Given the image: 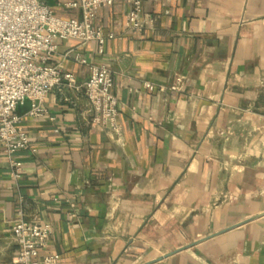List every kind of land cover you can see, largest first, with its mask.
I'll return each instance as SVG.
<instances>
[{
	"label": "crops",
	"instance_id": "1",
	"mask_svg": "<svg viewBox=\"0 0 264 264\" xmlns=\"http://www.w3.org/2000/svg\"><path fill=\"white\" fill-rule=\"evenodd\" d=\"M129 7L97 11L113 34L101 55L58 39L49 59L77 85L88 68L65 53L106 64L118 128L93 125L83 90L64 82L47 116L16 106L35 151L16 153V181L0 151V264H15L19 207L50 224L57 264H264V0H141L139 31Z\"/></svg>",
	"mask_w": 264,
	"mask_h": 264
},
{
	"label": "built area",
	"instance_id": "2",
	"mask_svg": "<svg viewBox=\"0 0 264 264\" xmlns=\"http://www.w3.org/2000/svg\"><path fill=\"white\" fill-rule=\"evenodd\" d=\"M119 0H68L63 6L79 11V17H61L40 0H0V151L4 154L13 180L19 179L22 163L16 153H33L29 137L15 114L17 105L30 101L29 117L47 116L45 100L49 93L63 82L68 88L83 90L89 105L93 125L116 129L117 98L111 91L112 76L106 64L90 62L78 53L64 54L88 68V77L77 85L70 72L64 71L61 62L50 63L56 51L55 41L75 39L81 45L95 44L97 55L103 53L110 32L93 24L100 8ZM130 7L125 16V26L139 31L144 20L141 0H126ZM152 90L153 85L143 82ZM48 222H29L18 208L10 227L17 251L15 264H57L58 254L46 251L50 235Z\"/></svg>",
	"mask_w": 264,
	"mask_h": 264
}]
</instances>
